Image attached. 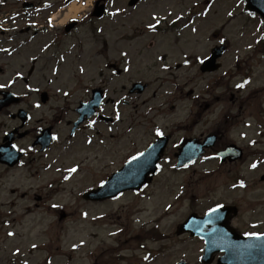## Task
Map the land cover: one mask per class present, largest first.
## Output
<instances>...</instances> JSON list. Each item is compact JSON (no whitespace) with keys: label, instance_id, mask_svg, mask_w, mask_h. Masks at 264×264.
<instances>
[{"label":"rangeland","instance_id":"1","mask_svg":"<svg viewBox=\"0 0 264 264\" xmlns=\"http://www.w3.org/2000/svg\"><path fill=\"white\" fill-rule=\"evenodd\" d=\"M50 1L55 5L58 3L57 0H45ZM88 1L85 3L90 4ZM211 1L143 0L139 6L130 8L129 0H112L108 2L111 11L119 10L121 15L98 23L88 15V21L71 35L72 38L61 42L62 46L55 52L60 55L58 77L51 72L56 63L47 58L49 52L44 54L37 63L34 85L40 92H50L53 100L36 111L35 120H50V110L58 105L74 109L81 100L90 97L91 89L98 86L121 103L122 120L113 130L118 136L115 140L109 138L102 146L101 138H94L92 146L86 148L85 137H82L75 145L86 149H72L68 157V154H61L63 140L69 137V129L62 125L58 129L61 136L53 155L11 173L0 168V249H3L0 254L5 260L16 259L25 252L24 260H28V264H47L44 261L47 257L52 258V264H115V254L122 249L125 259L116 264L141 263L139 256L142 253L137 246L133 242L127 245L121 242L128 235L140 234L138 225L142 224L148 230L155 228L159 232L156 233L158 239L162 234L167 237L159 244L148 245L155 253L151 264H174L181 258L190 264H200L202 244L176 234L178 225L192 211L204 214L219 203L234 204L240 207V216L233 224L236 228L249 230L246 228L258 214L256 219L264 221V181L261 180L264 176V55L260 54L264 48L259 45L263 31L258 19L245 15L243 4L238 6L240 0H215L206 5ZM191 9L196 14V27L183 32L182 38L177 37V32L167 34L171 35L169 37H159L155 55L149 46L154 45L155 39L147 30L155 21L153 16L167 17L171 12L175 18L177 14L190 18ZM88 11L79 12L84 16ZM68 12L60 9L56 13L58 26H63ZM98 29L102 30L101 34H97ZM193 29L196 32L191 31ZM53 33L62 32L54 30ZM216 33L225 37L230 51L223 58L219 72L203 74L199 59L216 46ZM172 38L178 42L172 43ZM46 42L37 47L30 45L22 52L25 57H21L20 69L21 64L28 65L30 53L40 52ZM170 47V66L173 68L159 71L155 57L166 54ZM124 51L133 58L131 71L112 78L106 65L116 61L119 68H124L125 57H121ZM12 67L18 69V65ZM135 74L139 76L133 78ZM9 78L8 75L0 77V82L6 83ZM137 80L149 83L143 96L129 95ZM238 84H244V87L237 88ZM66 92L68 96H65ZM66 118L69 119L62 117ZM155 126L166 131L175 126L178 135L174 142L180 136L204 139L218 132L223 140L203 159L183 171L174 169L177 159L169 154L170 163L164 162V170L145 200L129 195L114 204L86 203L81 193L96 185L101 175L120 168L127 156L146 148L155 137ZM129 128L132 133L121 137ZM97 130L102 136L109 134L103 125ZM231 143L245 149L244 158L234 164L222 165L215 154ZM254 163L256 168L251 167ZM48 164H52L49 169ZM77 164L79 172L70 182L62 183L60 177ZM238 178L246 183L244 188L237 186ZM180 191L183 194L178 198L176 194ZM37 197L41 198L39 202ZM53 205L62 209H55ZM168 206L171 209L167 211ZM250 210L258 213L251 216ZM63 211L66 218L60 220ZM83 212L87 218H83ZM24 213L29 214V219H21ZM97 217L102 219L96 220ZM7 220L10 226L3 227ZM123 227L126 231L121 237L111 236ZM11 230L13 235L8 237ZM37 230L47 234L44 241L48 243V249L45 252L28 251L30 244L40 241ZM19 237L30 240L20 244ZM81 242L85 244L81 245ZM16 264L23 263L16 259Z\"/></svg>","mask_w":264,"mask_h":264},{"label":"water","instance_id":"2","mask_svg":"<svg viewBox=\"0 0 264 264\" xmlns=\"http://www.w3.org/2000/svg\"><path fill=\"white\" fill-rule=\"evenodd\" d=\"M246 1L248 2V5H247L248 10L257 12L264 18V0H246ZM134 3L135 2H133V4ZM222 51L223 50H221V53ZM218 56L219 54L215 55L214 58H212V60L209 61L208 63L213 64L216 57ZM159 146H160V151H162L163 150L162 143H160ZM157 154H158L157 147H154L151 151H148L143 157H141L140 160L132 162L130 165H128L127 168H125L122 172H120L117 176H115L114 179L105 188H103L100 191V192L103 191L104 193L102 196H99L101 194H99L100 192H98L95 194H91V197L97 196L96 198H93V199L113 197L117 195L119 192L137 188L140 185V183H135L136 178L132 179V177L135 175L134 172L136 171V169H139L145 163H147L146 166L152 165V161L153 163H155L158 160ZM148 173H150V171L144 172L143 175L146 176ZM119 180L127 181V182L122 183L121 185L115 187L114 186L115 183L118 182ZM205 235H209V234L205 233ZM208 242L211 246L212 241L208 240Z\"/></svg>","mask_w":264,"mask_h":264},{"label":"flooded vegetation","instance_id":"3","mask_svg":"<svg viewBox=\"0 0 264 264\" xmlns=\"http://www.w3.org/2000/svg\"><path fill=\"white\" fill-rule=\"evenodd\" d=\"M20 110V105H13L9 109L3 110V115L8 118V123L2 126V129H6L0 136V147L5 146L8 143L9 138L12 143L17 146L18 149H22V143L27 140H34V130L31 129V119L28 121L27 125L23 130L20 129V120L18 118V112ZM24 137L21 138V135ZM3 165V164H2ZM6 168L5 165L2 166Z\"/></svg>","mask_w":264,"mask_h":264},{"label":"snow or ice","instance_id":"4","mask_svg":"<svg viewBox=\"0 0 264 264\" xmlns=\"http://www.w3.org/2000/svg\"><path fill=\"white\" fill-rule=\"evenodd\" d=\"M229 15H231V13H229ZM149 27H151L153 30H155L156 25H155V24H152V25H150ZM221 43H223V41H221ZM206 58H207V57H206ZM204 62H205V61H204L203 59L200 61V63H202V64H203ZM125 71H127V69H125ZM244 83L246 84V83H248V81H245ZM3 87H5V85L0 84V88H3ZM237 87H238V88H242V87H244V84H238ZM34 90H35V89H34ZM65 95H67V93H65ZM36 107H40V105L37 104ZM117 118H119V116H117ZM93 123H94V122H93ZM157 135H158V136H162L163 133L160 132L159 129H157ZM56 138H57V137H53V139H56ZM16 147H17L16 145H13V148H16ZM19 150H20V151H23V149H19ZM143 155H144V153H140V156H143ZM132 159L135 160V159H138V157H133ZM184 166L187 167V165H184ZM174 167H175V165H174ZM251 167H252V168H256L257 165L254 163V164L251 165ZM69 171H71V172H75L76 169H75V168H71V169H69ZM240 186H241V187L244 186L242 182H241V185H240ZM53 207H56V205H53ZM220 207H222V206H218L217 208H214V209H212L211 211H212V212H216V211L219 210ZM9 235H12V233H9ZM257 238H259V236H257ZM33 247L35 248L36 245H33ZM145 259H147V257H145Z\"/></svg>","mask_w":264,"mask_h":264},{"label":"bare ground","instance_id":"5","mask_svg":"<svg viewBox=\"0 0 264 264\" xmlns=\"http://www.w3.org/2000/svg\"><path fill=\"white\" fill-rule=\"evenodd\" d=\"M80 10H82V7H77V6L73 5L72 8H71L70 14H68L67 17H66V21H69V19L72 18V16H74Z\"/></svg>","mask_w":264,"mask_h":264}]
</instances>
